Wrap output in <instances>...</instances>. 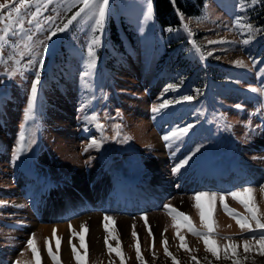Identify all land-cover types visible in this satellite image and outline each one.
<instances>
[{
	"label": "rangeland",
	"instance_id": "rangeland-1",
	"mask_svg": "<svg viewBox=\"0 0 264 264\" xmlns=\"http://www.w3.org/2000/svg\"><path fill=\"white\" fill-rule=\"evenodd\" d=\"M253 5L209 0L164 30L155 0H0V264H264V109L223 107L241 144L254 143L245 171L215 154L198 174L202 165L177 155L169 128L154 125L181 98L161 69L208 56L228 75L248 69ZM207 140L224 145L219 133H202L190 151ZM112 172L147 182L131 193L147 201L118 208ZM75 186L88 195L79 210ZM98 214L101 227L90 230ZM82 217L86 231L71 223ZM47 222L69 225L66 253L39 225Z\"/></svg>",
	"mask_w": 264,
	"mask_h": 264
},
{
	"label": "trees",
	"instance_id": "trees-1",
	"mask_svg": "<svg viewBox=\"0 0 264 264\" xmlns=\"http://www.w3.org/2000/svg\"><path fill=\"white\" fill-rule=\"evenodd\" d=\"M247 1L248 5L254 1V5L248 12L250 17L248 19L250 28L248 36H252L251 45H248V50L251 51L250 54L248 53V69L233 68L238 70H230L231 73L228 75V72L223 69L229 68L218 64L217 59L212 56H208L204 60L205 65H202L200 61H195L190 69H166L171 77V85H179L177 89L181 98L178 100H187L181 104L185 114L198 112L199 115L196 119H199L205 113L208 101L211 100L216 104L215 110H217L219 118L230 119L223 107H233L245 114L247 111L249 112L252 104L262 103L261 97L264 95L261 91V88H264V0ZM208 2L209 0H155L156 19L164 30L167 27L176 28L183 23L181 15H199L207 7ZM112 34L115 35L114 31ZM251 55L252 57H250ZM237 77L248 80V84H242ZM255 78L260 82L259 87L252 86ZM233 92H241L243 102L231 103L229 98ZM217 114L214 117H217ZM190 121L192 119H188L185 124L187 128L191 126ZM228 124L232 126L230 120ZM172 125L174 126L171 128L172 130L182 134L181 128L180 132L178 131V123ZM232 128L234 129L233 126ZM234 131L236 132L235 138L239 139L237 131L235 129ZM240 140L243 141L241 136ZM204 153L205 151L202 154ZM240 154H243L242 149ZM227 264L229 263L227 262Z\"/></svg>",
	"mask_w": 264,
	"mask_h": 264
},
{
	"label": "bare ground",
	"instance_id": "bare-ground-1",
	"mask_svg": "<svg viewBox=\"0 0 264 264\" xmlns=\"http://www.w3.org/2000/svg\"><path fill=\"white\" fill-rule=\"evenodd\" d=\"M109 174V173H108ZM112 174H113V178H115L116 177V180H115V187L116 188H118L119 189V193H120V195H119V199L120 200H122L123 202H125V203H119V207L118 208H120V209H123V208H125V205H127V204H131L132 205V197H131V193L133 192H135V193H142V191L143 190H145V187H146V183H144V184H142V183H139L138 182V180L136 179V180H131L129 177H126V176H124V175H122V174H116L115 172H112ZM110 176V175H109ZM86 178V177H85ZM152 180H151V183L153 184V182H155L156 181V178L155 177H152L151 178ZM160 179V178H159ZM78 180L80 181V179H79V177H78ZM149 180V179H148ZM117 181H121V182H117ZM153 181V182H152ZM67 185V184H66ZM113 185V184H112ZM163 186V185H162ZM167 186V185H166ZM75 187H78V186H75ZM95 188V187H94ZM62 189V188H61ZM109 189V188H108ZM73 190V194H75L76 195V202H77V204H76V206L74 207L76 210H79V208L81 207V203H82V201L84 200V199H86L87 197H88V195L86 194V192L84 191V189H82L81 187H78V188H73L72 189ZM162 190V189H161ZM54 191L55 192H57V189H54ZM96 191V190H95ZM108 191V190H107ZM67 194L69 193V191H67L66 192ZM113 193V192H112ZM60 194H62V195H64L65 194V192H60ZM72 194V195H73ZM112 195V194H111ZM189 196V195H188ZM57 197V196H56ZM160 197V196H159ZM192 198H193V196H192ZM191 198V199H192ZM89 199V198H88ZM109 199V198H108ZM140 200H138L137 202H135V203H133V205H141L142 203H144V201H147L146 199H144L143 197L141 198V196H140V198H139ZM142 199V200H141ZM90 200V199H89ZM153 200H155V197H153ZM185 200V199H184ZM63 202V201H62ZM185 202V201H184ZM183 202V203H184ZM190 203V202H189ZM45 204V203H44ZM81 204V205H80ZM186 204H188L187 202H186ZM74 205V204H73ZM71 206V205H70ZM83 206H84V204H83ZM184 206V205H183ZM188 206V205H187ZM84 208V207H83ZM70 210V209H69ZM81 210V209H80ZM119 210V209H118ZM64 211V210H63ZM78 212V211H77ZM81 212V211H80ZM58 213V212H57ZM86 213V212H85ZM95 213V212H94ZM66 214V213H65ZM68 214H70V213H68ZM97 214V213H96ZM95 214V215H96ZM67 215V214H66ZM85 215V214H84ZM94 215V216H95ZM40 216V215H39ZM93 216V215H92ZM156 216V215H155ZM56 217H57V215H56ZM79 218V217H78ZM83 218V217H82ZM87 218V217H86ZM91 218V217H90ZM89 218V219H90ZM93 218V217H92ZM100 219V215L98 214V216H95V221L94 222H91L90 224H91V228H90V230H93V229H97L96 228V224L99 222V219ZM49 219V218H48ZM34 220H36L35 218H34ZM41 221V220H40ZM84 221V218L82 219V220H77V218L76 219H74L71 223H72V226L75 224L79 229H81L82 231H86V229H87V226H86V224L83 222ZM89 221V220H88ZM35 222V221H34ZM37 222V221H36ZM42 223V222H41ZM98 224H100V223H98ZM40 226H43L44 228H45V230L46 231H48L50 234H56V236L58 237V239L59 240H61V243H62V249H63V251L66 253V237H67V235L69 234L68 233V224L65 222V223H49V222H47V223H43V224H39ZM36 226V225H35ZM71 226V225H70ZM98 227V226H97ZM99 227H101V224H100V226ZM98 227V228H99ZM74 228V227H73ZM71 229V228H70ZM100 229V228H99ZM72 230H74V229H72ZM72 233V232H71ZM77 233H79V232H77ZM86 233V232H85ZM97 233H98V231H97ZM90 234V233H89ZM46 235V234H45ZM81 235H82V233H81ZM92 235V234H91ZM91 235H90V237H91ZM94 235V234H93ZM95 236H97V235H95ZM51 237H53V236H51ZM55 237V236H54ZM85 237V236H84ZM87 237V236H86ZM88 238H89V236H88ZM87 238V239H88ZM91 239V238H90ZM89 239V240H90ZM93 239V238H92ZM56 241V240H55ZM94 241V240H93ZM96 242H97V240H95ZM95 242V243H96ZM94 245V244H93ZM96 245V244H95ZM94 245V246H95ZM90 247V246H89ZM61 249V248H60Z\"/></svg>",
	"mask_w": 264,
	"mask_h": 264
}]
</instances>
